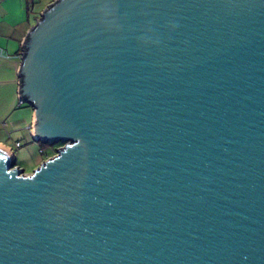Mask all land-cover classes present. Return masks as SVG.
I'll return each instance as SVG.
<instances>
[{"label": "water", "instance_id": "95a60500", "mask_svg": "<svg viewBox=\"0 0 264 264\" xmlns=\"http://www.w3.org/2000/svg\"><path fill=\"white\" fill-rule=\"evenodd\" d=\"M0 146V264H264V0H53Z\"/></svg>", "mask_w": 264, "mask_h": 264}, {"label": "crops", "instance_id": "0c3cea01", "mask_svg": "<svg viewBox=\"0 0 264 264\" xmlns=\"http://www.w3.org/2000/svg\"><path fill=\"white\" fill-rule=\"evenodd\" d=\"M48 0H0V146L16 157L18 165L32 172L51 154L34 134V107L19 102V68L24 41ZM18 142H20L18 144Z\"/></svg>", "mask_w": 264, "mask_h": 264}, {"label": "rangeland", "instance_id": "374dc122", "mask_svg": "<svg viewBox=\"0 0 264 264\" xmlns=\"http://www.w3.org/2000/svg\"><path fill=\"white\" fill-rule=\"evenodd\" d=\"M49 1H52V0H48V1H47V4H48ZM45 144H46L47 151H48L49 153H51L49 156L55 154V153L57 152V149L63 145V144H59V145H58V143L51 144V143H46V142H45ZM49 156H48V157H49ZM21 167H22V166H21ZM22 168H23V167H22Z\"/></svg>", "mask_w": 264, "mask_h": 264}, {"label": "built area", "instance_id": "2783aa9c", "mask_svg": "<svg viewBox=\"0 0 264 264\" xmlns=\"http://www.w3.org/2000/svg\"><path fill=\"white\" fill-rule=\"evenodd\" d=\"M4 53V48H3V46H1L0 45V55H2ZM25 100H24V98H22V96L20 95V98H19V102L21 103V102H24ZM20 142H18V144H19Z\"/></svg>", "mask_w": 264, "mask_h": 264}, {"label": "trees", "instance_id": "16d2710c", "mask_svg": "<svg viewBox=\"0 0 264 264\" xmlns=\"http://www.w3.org/2000/svg\"><path fill=\"white\" fill-rule=\"evenodd\" d=\"M43 143H45V142H43ZM59 144H63V142H62V141H61V142H58V145H59Z\"/></svg>", "mask_w": 264, "mask_h": 264}]
</instances>
